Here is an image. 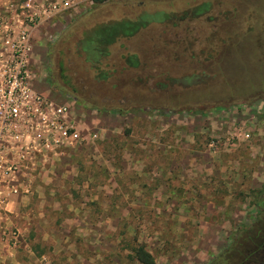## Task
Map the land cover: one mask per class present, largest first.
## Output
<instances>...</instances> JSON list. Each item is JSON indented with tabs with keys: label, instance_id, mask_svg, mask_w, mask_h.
Wrapping results in <instances>:
<instances>
[{
	"label": "rangeland",
	"instance_id": "1",
	"mask_svg": "<svg viewBox=\"0 0 264 264\" xmlns=\"http://www.w3.org/2000/svg\"><path fill=\"white\" fill-rule=\"evenodd\" d=\"M200 2L95 66L76 47L93 25ZM28 67L96 138L24 170L39 191L14 195L0 264H139V243L155 264H264V0H85L33 29Z\"/></svg>",
	"mask_w": 264,
	"mask_h": 264
},
{
	"label": "built area",
	"instance_id": "2",
	"mask_svg": "<svg viewBox=\"0 0 264 264\" xmlns=\"http://www.w3.org/2000/svg\"><path fill=\"white\" fill-rule=\"evenodd\" d=\"M83 1L0 0V196L21 192L16 178L27 164L47 160L86 139L69 119L66 105L33 88L28 67L33 29ZM88 138L94 140L96 133ZM8 147L14 149L10 161Z\"/></svg>",
	"mask_w": 264,
	"mask_h": 264
},
{
	"label": "trees",
	"instance_id": "3",
	"mask_svg": "<svg viewBox=\"0 0 264 264\" xmlns=\"http://www.w3.org/2000/svg\"><path fill=\"white\" fill-rule=\"evenodd\" d=\"M96 2L101 0H94ZM141 2H138V6ZM210 10L208 2H200L193 6L181 10L179 15L175 16L172 12L164 9L145 10L140 9L132 17H124L121 19L109 20L91 26L83 32L82 36L77 40L76 47L82 52L84 61L90 65H97L105 56L108 55V47L115 42L118 38L129 37L134 35L142 28L146 27L153 22H171L172 19L177 21L195 18L201 14H205ZM172 24L174 22L172 21ZM125 63L131 67H136L138 62L135 57L129 55L125 58ZM214 71V68H212ZM98 78L105 79L106 73L99 72ZM189 78V77H188ZM187 78V79H188ZM193 88L199 87L196 82L193 83ZM264 202L263 200H256L258 203ZM264 249V248H263ZM139 264H155L154 258L149 251H147L141 243L131 248L130 256Z\"/></svg>",
	"mask_w": 264,
	"mask_h": 264
},
{
	"label": "crops",
	"instance_id": "4",
	"mask_svg": "<svg viewBox=\"0 0 264 264\" xmlns=\"http://www.w3.org/2000/svg\"><path fill=\"white\" fill-rule=\"evenodd\" d=\"M87 1L92 2V0H87ZM72 9H75V8H72ZM44 21H46V20H44ZM44 21H42V22H44ZM92 132H94V131H90V132H87L86 134H83L82 131H80L81 135L85 136L86 139L84 141H82L79 144V146L81 144H83V143L88 142V141H93V140H90L88 138V134H90ZM7 153H8L7 157H8V160L9 161L12 160V159H14V149H12L11 147H8L6 149V154ZM61 154H63V153H59V154H57L55 156H50V157L47 158V160H44L45 158L44 159H41V160H36V162H33L32 164H27V166L25 168H23L21 171L18 172L16 181H17V183L19 185L18 188H20V191L21 192L15 193V194H13V193H3L0 196L2 198V200H1L2 203L0 205V233L5 234V231L4 230L8 227L7 226L8 223H11V219H9V217L13 213L12 212L13 210H11L10 208H12L11 205L14 202V195H29V194L37 193L39 191L37 188H35L33 186V184L30 183V181L27 178L26 179L24 178V170H26L28 168H30V170L33 169L35 163H41V162L42 163H44V162H51V163H53L54 161H56L57 157H59ZM25 189H28V191L27 192H23ZM10 233H13V232H10ZM10 233L8 234V236H9L10 240H12V242H11L12 247H14V234H10ZM1 241L2 240L0 239V258H5L4 257L5 256L4 255L5 253H3V249H2V246H5V245H3ZM12 247L11 248L6 247L5 250L10 251V250H12ZM7 254H9V252Z\"/></svg>",
	"mask_w": 264,
	"mask_h": 264
}]
</instances>
